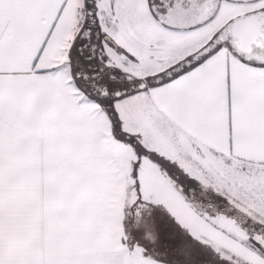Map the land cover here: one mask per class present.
Instances as JSON below:
<instances>
[{"label": "snow or ice", "instance_id": "snow-or-ice-1", "mask_svg": "<svg viewBox=\"0 0 264 264\" xmlns=\"http://www.w3.org/2000/svg\"><path fill=\"white\" fill-rule=\"evenodd\" d=\"M0 264H264V0H0Z\"/></svg>", "mask_w": 264, "mask_h": 264}]
</instances>
